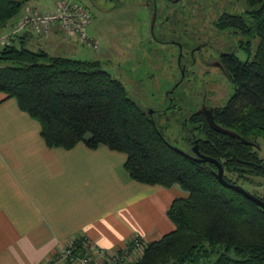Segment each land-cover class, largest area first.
<instances>
[{
    "label": "trees",
    "instance_id": "trees-1",
    "mask_svg": "<svg viewBox=\"0 0 264 264\" xmlns=\"http://www.w3.org/2000/svg\"><path fill=\"white\" fill-rule=\"evenodd\" d=\"M28 1L0 0V30ZM241 1L240 15L216 20L220 29L239 31L245 58L227 66L233 91L213 116L247 143L217 132L203 114H147L99 59L32 49L23 31L0 48L5 63L0 64V92L39 123L46 146L104 145L125 154L123 167L134 181L167 188L176 184L186 192L167 209L174 228L157 240H143L132 258L139 257L120 264H264V209L222 185L214 163L190 159L172 147L194 155L196 139L200 153L221 163L227 182L264 178L258 141L264 140V0ZM182 89H176L178 94ZM73 244L74 255L84 256L80 244Z\"/></svg>",
    "mask_w": 264,
    "mask_h": 264
},
{
    "label": "crops",
    "instance_id": "crops-1",
    "mask_svg": "<svg viewBox=\"0 0 264 264\" xmlns=\"http://www.w3.org/2000/svg\"><path fill=\"white\" fill-rule=\"evenodd\" d=\"M22 33L50 54L76 50V38L57 26L48 37L33 28ZM125 157L104 145L46 146L39 123L0 92V264H81L61 249L77 242L79 255L99 260L101 250H117L135 235L148 242L171 231L167 209L186 192L134 181Z\"/></svg>",
    "mask_w": 264,
    "mask_h": 264
},
{
    "label": "rangeland",
    "instance_id": "rangeland-1",
    "mask_svg": "<svg viewBox=\"0 0 264 264\" xmlns=\"http://www.w3.org/2000/svg\"><path fill=\"white\" fill-rule=\"evenodd\" d=\"M76 1L85 6L91 15L86 32L97 42V48L93 49L82 45L76 39L75 51L61 50L56 52L57 55L99 59L103 69L121 81L128 95L138 105L143 108L146 106L155 107L156 101L162 99L164 92L173 85V81L178 75L175 46L161 43L157 39L161 38L165 19L175 20V16H177L181 20L195 13L190 9L188 1L177 0L175 3H171L166 0H158L159 5L155 11L147 4V0ZM56 2L57 0H29L23 6L20 14L12 20L16 22L28 7L41 12L53 11ZM242 8L243 3L239 0L236 11L240 12ZM207 12H211V18L215 15L211 9H208ZM174 29L176 30V26ZM177 29L180 30L179 27ZM164 30L166 33L168 32L167 29ZM256 42V40L253 42V46ZM27 46L30 47V44L27 43ZM31 47L39 49L35 45ZM244 58L245 54L243 53ZM0 64L5 63L0 62ZM232 91L231 83L226 81L221 85L217 96L222 97V101H224ZM258 141L261 144L260 156L264 157V140L259 138ZM238 184L247 192L264 198V178L252 177V181H239ZM138 257L139 254L131 260Z\"/></svg>",
    "mask_w": 264,
    "mask_h": 264
},
{
    "label": "flooded vegetation",
    "instance_id": "flooded-vegetation-1",
    "mask_svg": "<svg viewBox=\"0 0 264 264\" xmlns=\"http://www.w3.org/2000/svg\"><path fill=\"white\" fill-rule=\"evenodd\" d=\"M166 1L175 3L177 0ZM187 1L195 13L181 20L177 16L175 20L165 19L163 28L168 32L162 29L161 38L157 39L161 43L175 46L178 75L162 99L156 101L155 107H145L147 114H188L187 117L190 114H203L205 119V114H215L228 99L222 101V97L217 96L221 85L229 81L227 66L233 60H243L242 36L239 31L232 27L220 29L216 26L220 15H240L241 10L236 11L239 0ZM147 4L153 11L159 5L158 0H147ZM208 9L215 14L212 18ZM181 85L182 93L178 94L176 89Z\"/></svg>",
    "mask_w": 264,
    "mask_h": 264
},
{
    "label": "built area",
    "instance_id": "built-area-1",
    "mask_svg": "<svg viewBox=\"0 0 264 264\" xmlns=\"http://www.w3.org/2000/svg\"><path fill=\"white\" fill-rule=\"evenodd\" d=\"M53 11H37L31 7L25 8L21 17L12 25L7 33L0 34V48L8 44L12 35L20 33L27 28L36 29L43 37H48L54 26L65 35L76 37L82 45L96 49L97 42L89 37L86 29L91 20L88 9L76 0H57ZM130 246H123L113 251L101 250V258L93 259L89 256H75V245H66L61 249L60 254L64 259L78 258L81 264H120L126 263L134 256V253L141 250L144 243L139 235L131 238ZM52 264V263H49Z\"/></svg>",
    "mask_w": 264,
    "mask_h": 264
},
{
    "label": "water",
    "instance_id": "water-1",
    "mask_svg": "<svg viewBox=\"0 0 264 264\" xmlns=\"http://www.w3.org/2000/svg\"><path fill=\"white\" fill-rule=\"evenodd\" d=\"M149 115H152V114H149ZM205 117H206V121L207 123L209 124V126L211 128H213L214 130H216L217 132H220V133H223V134H227L229 136H232L244 143H247L248 141L246 139H244L242 136H240L238 133H236L235 131H232L228 128H225L221 125H219L218 123H216V121L214 120V116L212 113L210 114H205ZM152 121V124H154V121ZM172 146V145H171ZM175 150H177L178 152H180L182 155L190 158V159H194V160H197V161H204V162H211V163H214L217 167V170L214 172L216 178L218 179V181L226 186V187H229L239 193H241L242 195H244L246 198L252 200L253 202H255L258 206L262 207L264 209V200H262L261 198L247 192L244 188H242L240 185L238 184H234V183H230V182H227L224 177H223V168H222V165L221 163L215 159V158H212L210 156H206L202 153L199 152L198 150V146H197V140L194 139V144L193 146L191 147V151L194 155L188 153V152H185L184 150L178 148L177 146H172Z\"/></svg>",
    "mask_w": 264,
    "mask_h": 264
}]
</instances>
